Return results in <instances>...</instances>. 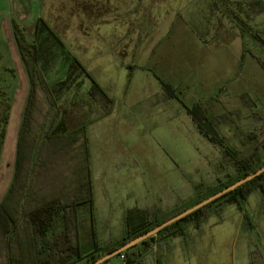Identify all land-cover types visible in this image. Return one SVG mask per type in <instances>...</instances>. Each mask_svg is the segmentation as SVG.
I'll use <instances>...</instances> for the list:
<instances>
[{
  "label": "rangeland",
  "instance_id": "374dc122",
  "mask_svg": "<svg viewBox=\"0 0 264 264\" xmlns=\"http://www.w3.org/2000/svg\"><path fill=\"white\" fill-rule=\"evenodd\" d=\"M39 19L59 40L41 22L36 29ZM14 25L37 45L51 86L68 77L72 58H78L113 100L96 101L90 79L77 70L74 84L58 101L69 131L87 126L91 180L95 155L114 165L113 199L99 198L92 216L102 244L123 237L126 205L159 202L158 212L142 208L155 213L153 220L192 201L195 183L216 188L234 171L222 147L198 131L183 103L166 98L160 77L182 91L186 104L200 102L237 150H254L251 135L264 140V0H0L1 141L10 103L0 149L1 187L7 163L15 162L29 91ZM36 99L28 118L34 128L48 110L40 90ZM101 116H110L111 124L99 135L93 123ZM80 133L75 137L82 148ZM93 200L94 207V192ZM246 210L252 229L236 205L210 216L200 229L190 223L188 235L174 242L178 248L171 264H264L259 192L251 194ZM187 238L186 250L182 239ZM148 246L149 254H159L155 238Z\"/></svg>",
  "mask_w": 264,
  "mask_h": 264
},
{
  "label": "trees",
  "instance_id": "16d2710c",
  "mask_svg": "<svg viewBox=\"0 0 264 264\" xmlns=\"http://www.w3.org/2000/svg\"><path fill=\"white\" fill-rule=\"evenodd\" d=\"M40 22L55 35L53 29L43 19H39L36 23L37 30L40 29ZM14 27L19 54L29 79V91L19 130L13 180L0 202V256L3 252L4 255L7 253L6 262L2 264H89L264 165V140L259 139L257 135H251L256 142L253 143L254 150L249 153L237 150L219 132L214 118L208 115L200 102L186 104L182 98V91L160 77L166 98H174L183 103L198 131L208 140L222 147L234 171L227 174V181L219 179L220 184L216 188L209 187L203 182L195 183L196 196L192 201L164 216L156 214L153 220L151 217L155 213L150 210L139 207L129 208L123 218L125 227L123 237L102 244L94 228L92 217L94 200L87 126L84 124L69 131L62 120L63 110L58 101L61 94L74 84L77 70L90 79L89 93L96 101L107 105L113 103V100L78 58H72L74 63L72 62L73 65L70 66L68 77L58 86H51L40 65L37 45L26 40L20 27L17 25ZM55 37L59 40L58 36ZM39 90L48 110L40 125L34 128L29 126L28 118L31 115L29 108L37 100L36 94ZM9 109L10 103H7L6 113L3 116L5 123L1 132L0 149L6 133L5 125ZM106 112L108 113L109 110ZM78 131L81 132L80 136L83 134L82 148L77 143L80 137H75ZM261 137L264 139V134ZM255 192L261 195L264 214V173H262L163 228L156 235L123 251L118 257L124 254V264H147V256L152 249L148 245L152 238H155L157 246H160L166 236L184 237L188 235L190 223L196 229H200L210 216L220 215L228 205H236L243 213L246 228L252 229L254 223L246 210V205L251 194ZM83 205L92 215H89V222L85 221V216L80 212ZM110 261L103 264H109ZM165 262L167 260L161 263L158 259L156 264Z\"/></svg>",
  "mask_w": 264,
  "mask_h": 264
},
{
  "label": "crops",
  "instance_id": "0c3cea01",
  "mask_svg": "<svg viewBox=\"0 0 264 264\" xmlns=\"http://www.w3.org/2000/svg\"><path fill=\"white\" fill-rule=\"evenodd\" d=\"M113 114H115V113H111V115H113ZM109 117L101 116L97 121L95 120L96 121L95 123H93L94 121L92 122L94 125L90 123L91 125L94 126L93 129H95L96 133H98L100 135L102 133V131H105L106 128L111 124ZM154 127H156V126H154ZM92 155H93V150H92ZM95 158L98 159L97 156L95 155V157H93V159H92V164H91V168H92V172H93V177H92L93 192H94V199H95V206L92 209L93 214L94 213L96 214L97 210L99 208V206H98L99 198H100V200H105V198H108L109 200L113 199L111 182H112V179H114L113 176L111 175L112 172H110L111 166H114V165H112L110 160L107 161V160L101 159V161L100 160L97 161ZM15 161H16V155H15ZM115 166H117V165H115ZM6 167L7 168L4 170V172L2 174V176L4 175L3 176V184L4 185H2V187L0 185V202L3 199L5 193L7 192L8 188H9V186L13 180L14 171H15V162L12 165V163H10V161H9L7 163ZM98 183L102 184L101 185L102 190L99 193H98V187H97ZM124 206H125V204H124ZM133 206H138V204L135 202L133 204L126 205L124 207V209L126 211L127 209H129ZM139 207H141V208H148L149 207L152 209L154 208V209H156V212H158V208L162 207V205L159 202H154V203H149L147 206L139 205ZM80 212L82 213L83 216H85V218H86L85 221L89 222V217L92 215H91V213L90 214L88 213L89 211H88V209H86V206L83 205ZM192 235L193 234L190 233L189 237H194V235L193 236ZM188 238H187V240L182 239L183 247L186 250L188 249L187 248V242L189 240ZM176 239H178V237L170 238L169 236H166L164 239H162V242H161L162 244L160 245L159 254H156L155 252H154V254L153 253L149 254L147 256V264H156L158 259L161 263L164 262V260H167V262H165L164 264H171L172 261H171L170 257L173 256L174 251L177 250V248H178V247H175V249H174V242L177 241ZM186 259H187V257L184 254V260H186ZM118 262H120V263H118ZM118 262L114 263L113 260H111L109 262V264H124V261H122L121 259Z\"/></svg>",
  "mask_w": 264,
  "mask_h": 264
},
{
  "label": "water",
  "instance_id": "95a60500",
  "mask_svg": "<svg viewBox=\"0 0 264 264\" xmlns=\"http://www.w3.org/2000/svg\"><path fill=\"white\" fill-rule=\"evenodd\" d=\"M262 173H264V165L262 167L258 168L257 170H255L254 172L250 173L249 175H247V176L239 179L238 181L234 182L233 184L225 187L224 189L220 190L219 192L215 193L214 195L202 200L201 202L197 203L196 205L184 210L183 212L177 214L176 216L166 220L165 222L161 223L160 225H158V226L154 227L153 229L141 234L140 236L128 241L123 246H121L115 250L110 251L108 254L98 258L97 260H95L89 264H103L104 262L110 261L111 259L118 256L123 251H126V250L138 245L139 243L145 241L149 237L156 235L163 228L171 225L172 223H175V222L181 220L182 218L186 217L187 215L191 214L192 212L202 208L203 206L211 203L212 201L220 198L221 196L235 190L239 186H241V185L245 184L246 182L256 178L257 176H259Z\"/></svg>",
  "mask_w": 264,
  "mask_h": 264
},
{
  "label": "built area",
  "instance_id": "2783aa9c",
  "mask_svg": "<svg viewBox=\"0 0 264 264\" xmlns=\"http://www.w3.org/2000/svg\"><path fill=\"white\" fill-rule=\"evenodd\" d=\"M120 259H121L122 261L125 260V256H124V254H122V255L120 256Z\"/></svg>",
  "mask_w": 264,
  "mask_h": 264
}]
</instances>
